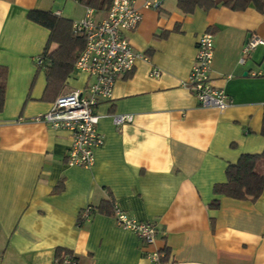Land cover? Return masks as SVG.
<instances>
[{
  "label": "crops",
  "instance_id": "0c3cea01",
  "mask_svg": "<svg viewBox=\"0 0 264 264\" xmlns=\"http://www.w3.org/2000/svg\"><path fill=\"white\" fill-rule=\"evenodd\" d=\"M133 1L142 21L125 37L148 60H136L117 78L111 99L98 101L104 144L82 169L66 164L70 134L34 121L53 103L43 100L45 71L37 66L50 32L27 14L75 23L88 8L77 0H0V264H57V250L77 264H150L154 251L177 264H264V189L255 201L213 193L226 183L229 165L264 152V77L252 76L264 68V44L241 63L251 37L264 42V15L222 5L185 15L176 0L152 8ZM93 10L96 21L107 11ZM204 33L213 36L211 85L231 104L222 112L199 107L185 86ZM154 69L158 78L150 76ZM92 82L74 71L60 95ZM122 115L133 121L115 126L113 117ZM215 200L218 207L210 208ZM109 201L153 224L154 244L144 248L111 216L94 213L77 224L85 208Z\"/></svg>",
  "mask_w": 264,
  "mask_h": 264
},
{
  "label": "built area",
  "instance_id": "2783aa9c",
  "mask_svg": "<svg viewBox=\"0 0 264 264\" xmlns=\"http://www.w3.org/2000/svg\"><path fill=\"white\" fill-rule=\"evenodd\" d=\"M156 6L157 0H147L145 3L148 8ZM141 21L142 16L135 8L133 0H110L106 15L100 21L95 20V11L88 8L80 21L72 23L73 34L85 38V48L77 57L75 71L92 78L93 82L84 90L58 96L50 111L34 120L53 130L70 134L71 147L66 156L67 165L82 169L92 167L95 151L104 144V137L98 131L99 117L95 113L98 101L111 99L117 78L131 73L136 60H148L147 57L135 53L125 37V33L135 31ZM263 44L259 38L251 37L242 50L241 63L257 46ZM213 56V36L204 33L197 42L195 61L185 86L194 95L199 107L222 112L231 104L227 95L211 85L209 73ZM42 64L43 60L39 58L37 66L41 67ZM150 76L158 78L160 72L154 69ZM252 76L264 77V68L252 73ZM132 121L133 117L130 115L113 117L115 126ZM113 213L115 224L132 232L144 248L154 244L157 231L153 224L135 220L121 211L115 203ZM90 218L91 209L87 207L81 211L77 224L80 225ZM147 258L150 264H177L162 251L147 253ZM57 264L77 262L70 254L65 255Z\"/></svg>",
  "mask_w": 264,
  "mask_h": 264
},
{
  "label": "trees",
  "instance_id": "16d2710c",
  "mask_svg": "<svg viewBox=\"0 0 264 264\" xmlns=\"http://www.w3.org/2000/svg\"><path fill=\"white\" fill-rule=\"evenodd\" d=\"M87 8L95 10L108 9L110 0H77ZM177 8L185 15L192 14L195 9L207 12L219 5L232 11H243L252 6L257 12L264 15V0H176ZM27 19L50 32V37L42 54L45 71L46 88L43 100L54 102L63 92L67 79L75 71L78 55L85 48V38L72 32V22L62 19L51 13L30 11ZM56 45L55 50L51 46ZM5 99V70L0 68V113L3 110ZM261 136L264 137V119L261 126ZM226 183L215 185L213 193L216 196H225L235 200H257L264 189V152L259 155H243L238 162L229 165L225 172ZM218 201H213L210 208L216 209ZM94 213L113 217V202H102L99 207H90ZM71 253L57 250L55 261L60 263L65 255ZM72 255V254H71ZM75 261L77 262L76 258Z\"/></svg>",
  "mask_w": 264,
  "mask_h": 264
}]
</instances>
